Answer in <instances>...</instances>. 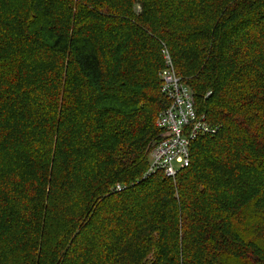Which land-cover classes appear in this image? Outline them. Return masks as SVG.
<instances>
[{"label":"trees","instance_id":"1","mask_svg":"<svg viewBox=\"0 0 264 264\" xmlns=\"http://www.w3.org/2000/svg\"><path fill=\"white\" fill-rule=\"evenodd\" d=\"M163 47L218 128L174 179ZM0 264H264V0H0Z\"/></svg>","mask_w":264,"mask_h":264},{"label":"built area","instance_id":"2","mask_svg":"<svg viewBox=\"0 0 264 264\" xmlns=\"http://www.w3.org/2000/svg\"><path fill=\"white\" fill-rule=\"evenodd\" d=\"M161 52L160 92L168 104L157 116L155 127L160 135L148 151L144 176L160 172L165 178L174 179L179 169L189 164L192 141L202 135H215L218 128L207 121L205 114L199 115L192 91L177 74L171 54L165 47ZM115 187L117 191L124 188L118 184Z\"/></svg>","mask_w":264,"mask_h":264},{"label":"rangeland","instance_id":"3","mask_svg":"<svg viewBox=\"0 0 264 264\" xmlns=\"http://www.w3.org/2000/svg\"><path fill=\"white\" fill-rule=\"evenodd\" d=\"M160 114V113H159Z\"/></svg>","mask_w":264,"mask_h":264}]
</instances>
